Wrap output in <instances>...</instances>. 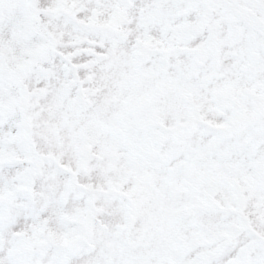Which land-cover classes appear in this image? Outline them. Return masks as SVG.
Returning <instances> with one entry per match:
<instances>
[{
  "label": "snow or ice",
  "instance_id": "6c2138e0",
  "mask_svg": "<svg viewBox=\"0 0 264 264\" xmlns=\"http://www.w3.org/2000/svg\"><path fill=\"white\" fill-rule=\"evenodd\" d=\"M0 264H264V0H0Z\"/></svg>",
  "mask_w": 264,
  "mask_h": 264
}]
</instances>
